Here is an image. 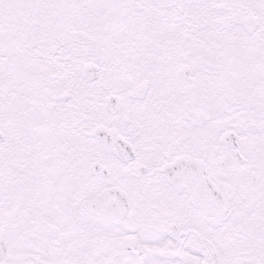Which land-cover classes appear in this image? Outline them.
<instances>
[{
  "label": "snow or ice",
  "instance_id": "obj_1",
  "mask_svg": "<svg viewBox=\"0 0 264 264\" xmlns=\"http://www.w3.org/2000/svg\"><path fill=\"white\" fill-rule=\"evenodd\" d=\"M0 264H264V0H0Z\"/></svg>",
  "mask_w": 264,
  "mask_h": 264
}]
</instances>
